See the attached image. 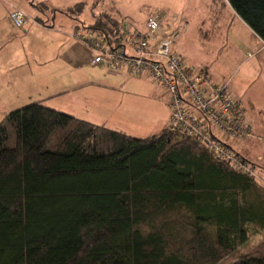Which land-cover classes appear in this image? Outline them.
Masks as SVG:
<instances>
[{
  "label": "trees",
  "instance_id": "16d2710c",
  "mask_svg": "<svg viewBox=\"0 0 264 264\" xmlns=\"http://www.w3.org/2000/svg\"><path fill=\"white\" fill-rule=\"evenodd\" d=\"M228 2L264 42V0ZM262 228L264 187L167 123L138 137L35 101L0 121V264H217ZM230 264H264V240Z\"/></svg>",
  "mask_w": 264,
  "mask_h": 264
},
{
  "label": "crops",
  "instance_id": "0c3cea01",
  "mask_svg": "<svg viewBox=\"0 0 264 264\" xmlns=\"http://www.w3.org/2000/svg\"><path fill=\"white\" fill-rule=\"evenodd\" d=\"M76 4L81 6L75 7ZM144 4L149 5V11L141 14V21L132 24L135 27L142 28L147 16L154 12L163 14L166 24L167 14H170L169 20L182 19L175 39L181 43L175 45L173 52L188 65L208 69L202 58L196 61L182 49L184 39L190 40L188 46L194 52V46L202 52L205 47L220 48L224 39L233 33L230 26L235 19L248 32V43L240 47L243 57L236 73L246 67L242 64L244 60L264 51L263 40L236 14L228 0H0V121L11 109L35 101L95 124L122 130L124 117L128 115L116 107L122 102L124 92H141L150 87L146 90L150 99L143 107L151 110L154 122L143 135L122 131L144 137L164 129L169 110L163 91L146 76H131L125 68L113 71L103 62H93L91 50L75 37L81 21L90 24L98 14L115 17L114 11L123 10V6L138 10ZM12 8L26 15L27 23L23 27H16L10 21L8 14ZM263 55L260 58L264 65ZM248 66L251 72H256L258 67L254 62ZM227 74L219 80L230 82L234 71ZM229 87L240 99L251 130L249 137L234 146L253 164L254 179L259 187H264V81L243 84L240 91L232 84Z\"/></svg>",
  "mask_w": 264,
  "mask_h": 264
},
{
  "label": "built area",
  "instance_id": "2783aa9c",
  "mask_svg": "<svg viewBox=\"0 0 264 264\" xmlns=\"http://www.w3.org/2000/svg\"><path fill=\"white\" fill-rule=\"evenodd\" d=\"M8 17L16 27L27 23L26 15L12 8ZM179 33H168L165 17L151 13L138 28L120 24V34L112 36L81 27L78 41L93 53V62L109 69L125 68L131 76H146L167 96V127L178 135L199 142L213 159L222 160L244 174L254 176V166L234 144L251 135L245 109L231 91L229 80L215 81L203 66H191L171 50Z\"/></svg>",
  "mask_w": 264,
  "mask_h": 264
},
{
  "label": "rangeland",
  "instance_id": "374dc122",
  "mask_svg": "<svg viewBox=\"0 0 264 264\" xmlns=\"http://www.w3.org/2000/svg\"><path fill=\"white\" fill-rule=\"evenodd\" d=\"M148 7V4H144L143 7L139 8L138 10H135L128 6H123V10L121 8L118 9V11H114V13L115 17H117L120 22L126 21L131 24H134L136 21H141V19H143L141 17V14L149 11ZM70 13L74 15V11H71ZM169 17L170 14H167L168 33L172 30H176L178 31V33H180V24L182 19L172 17L169 20ZM230 30L233 31V33H231L230 38H228L227 40L224 39L222 43L223 45H221L220 48H218L217 46L215 49L210 50L208 49V47H205L202 52L201 50L197 49V46H194L196 47V52H194L191 46H188L190 45V40L186 39L182 41L181 47L182 49H185L187 53H190V55L192 54L193 58L190 56L192 59L196 60L202 58L203 62H206L208 73L210 74V76L214 75L213 77L216 78V81L218 83L221 82L219 79H221V76L223 74L229 73L227 75H230L231 72L234 71V75H232L231 77L229 86L232 84L233 87H236L238 91H240L243 84H254L257 82L264 81V65L260 58V56L264 54V51H262L258 55H255L250 60L247 59L248 61L244 60L242 64L246 67L241 68L236 73L235 69L237 68L239 61L242 60H240V58L243 57L240 47L243 44L246 45L248 43V32L245 27L236 19L232 22ZM178 43L180 44L181 41L178 40L177 42H172V51L174 50L173 48H175L176 44L179 45ZM249 45L252 46V41L249 42ZM205 51L208 53L205 54ZM262 60L264 61V55L262 56ZM196 61L200 62L202 60ZM253 62L258 66L256 72H251L248 66ZM147 89L150 90V87H147ZM147 89L142 90L141 92L133 90L129 93L126 90L124 92L125 94L123 96L122 102L119 104L118 107H116V109H122L128 115L124 117L126 122L123 121L121 128L122 130L127 131V133H131L133 135H143L147 133L146 130L150 127L149 125L154 122L151 110H149L147 107H143L144 103H146L147 100L150 99V96L146 91ZM156 95H159L158 91H156ZM111 106L112 105H107V107ZM156 128L157 125L155 129ZM262 240H264V228L258 229L254 233L250 234L246 243L239 246L232 254L224 257L217 264H230L233 259L246 254L254 245L261 242Z\"/></svg>",
  "mask_w": 264,
  "mask_h": 264
}]
</instances>
